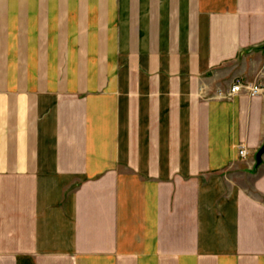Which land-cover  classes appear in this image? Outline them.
I'll list each match as a JSON object with an SVG mask.
<instances>
[{
    "label": "crops",
    "instance_id": "0c3cea01",
    "mask_svg": "<svg viewBox=\"0 0 264 264\" xmlns=\"http://www.w3.org/2000/svg\"><path fill=\"white\" fill-rule=\"evenodd\" d=\"M263 147L264 0H0V264H264Z\"/></svg>",
    "mask_w": 264,
    "mask_h": 264
},
{
    "label": "built area",
    "instance_id": "2783aa9c",
    "mask_svg": "<svg viewBox=\"0 0 264 264\" xmlns=\"http://www.w3.org/2000/svg\"><path fill=\"white\" fill-rule=\"evenodd\" d=\"M242 93H248L250 96L256 97L262 93V87L260 85L246 83L242 79H237L230 88L229 95L236 96ZM239 155L241 157H245L247 155V151L244 146L239 147Z\"/></svg>",
    "mask_w": 264,
    "mask_h": 264
},
{
    "label": "water",
    "instance_id": "95a60500",
    "mask_svg": "<svg viewBox=\"0 0 264 264\" xmlns=\"http://www.w3.org/2000/svg\"><path fill=\"white\" fill-rule=\"evenodd\" d=\"M263 154H264V147H263V149L259 152L258 157L260 158Z\"/></svg>",
    "mask_w": 264,
    "mask_h": 264
}]
</instances>
